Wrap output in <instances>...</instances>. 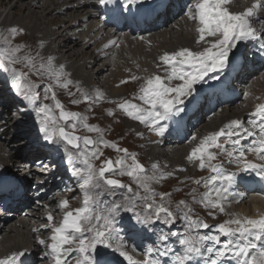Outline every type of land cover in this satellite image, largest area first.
<instances>
[{
  "label": "snow or ice",
  "instance_id": "1",
  "mask_svg": "<svg viewBox=\"0 0 264 264\" xmlns=\"http://www.w3.org/2000/svg\"><path fill=\"white\" fill-rule=\"evenodd\" d=\"M98 3L105 7L112 5L110 19L119 24L122 17L126 19L125 10L130 12L136 5L139 11L146 0H98ZM231 3L232 0H188L185 15L196 25L199 49L165 52L158 58L161 74L130 76L131 81L144 82L131 100L109 101L116 109H108L107 114L122 111L162 138L183 120L186 109L197 101L205 84L212 87L208 82L220 81L226 70L247 69L249 43L259 42L257 52L264 60V33L258 34L253 27V21L264 25V18L259 16L264 11V0H253L251 7L241 12H232ZM23 34L24 30L17 27L0 33V74H6L10 89L31 105L30 114L42 139L56 145L57 150L63 147L67 171L75 179V188L65 185L63 190L78 189L82 197L81 206L76 208H71L69 199L60 200L57 208L63 215L59 223L53 222L49 211L46 223L33 229L41 264H117V257L126 264H264V214L253 218L227 212L235 189L248 175L255 174L264 181V102L255 105L246 121L233 119L204 135L186 156L198 170L209 173L207 177L186 178L205 189L199 192L193 188L188 193L192 203L206 209L213 219L218 213L229 217L210 225L195 214L186 200L173 205L170 192H157L153 187L174 172H164L158 162L146 167L137 153L106 140L107 130L89 124L86 114L66 109L57 97V89L71 97V104H87L88 111L104 101V94L81 88L71 80L64 65L54 63V57L45 58L27 44L14 43ZM110 44L115 46L116 41ZM136 100L140 103L133 102ZM81 131L95 136L79 135ZM137 135L142 137L143 133ZM190 139L196 141L197 137L192 135ZM104 148L120 155L115 159L108 157L97 166ZM250 154L254 159L248 158ZM221 156L225 159L221 160ZM36 165L41 173L23 165L28 168L26 180H35L49 167L43 160L36 161ZM7 171L0 165V207L5 194H26L13 177L5 175ZM123 176L132 183L117 178ZM44 183L39 179L38 186L30 184V187L40 192ZM120 190H124L120 200L106 199L115 197ZM178 221L183 223V231L174 230ZM213 229L215 232L210 234ZM132 236H140L147 242L143 246V259L136 260L127 251ZM29 256L26 250L13 251L0 257V264H29Z\"/></svg>",
  "mask_w": 264,
  "mask_h": 264
},
{
  "label": "bare ground",
  "instance_id": "2",
  "mask_svg": "<svg viewBox=\"0 0 264 264\" xmlns=\"http://www.w3.org/2000/svg\"><path fill=\"white\" fill-rule=\"evenodd\" d=\"M10 2L13 4L0 21V33H4L12 27L23 29L24 34L16 37L14 43L27 44L34 51L38 50L45 58L54 57V63L64 65L65 71L71 74V80L78 82L81 88L93 93L99 90L104 94V101L95 105H109L108 107H112L114 110L116 105L109 101L130 100L144 82L143 79L131 81L129 80L130 76L147 77L153 73L161 74L160 69L157 68L158 58L165 52L171 53L180 48L199 49V45L196 44V26L185 15V5L188 0H146L139 11L136 5H133L130 12L125 10L124 17L126 19L122 17L119 24L113 23L110 19L112 15L110 9L113 6L105 7L100 5L98 0H0V9L9 5ZM252 3L253 0H232L229 8L232 12H241L251 7ZM259 16L264 18V11H260ZM92 18L97 21V26L87 27L84 23L88 21L87 19ZM253 27L258 34L264 33V25L253 21ZM98 29L101 30L100 35L93 37V33ZM110 41H116V45H111ZM82 43L89 51L86 54L87 59H85L84 51L76 50ZM258 43L248 44L250 62L247 64V69L245 71H240L239 68L226 70V74L220 81L208 82L212 87L205 84L204 91L197 101L186 109L187 114L183 120L178 125H173L170 132L166 133L164 137H156L152 132H149L150 143L139 138L140 143L144 145L138 159L144 161L145 157L149 155L150 163L158 162L164 172H174L180 167L189 171L193 163L188 162L186 156L200 138L209 132L218 130L230 120L246 121L255 105L264 102V60L257 52ZM113 47L114 49H112ZM254 52L257 54L252 55L251 53ZM94 66H97L95 71L91 69ZM5 75L2 74L0 77L2 84L5 83ZM230 75L235 81L232 87L227 86L226 79ZM121 81L128 82L121 83ZM6 82H8L7 79ZM1 83L0 91L7 87H3ZM130 88L132 91L128 92ZM120 93L124 95L121 96ZM1 100L3 99L1 98ZM238 102L241 104L237 106ZM7 104L8 106H0L2 108L0 109V165L5 167L14 166L15 157H19V155L22 157L21 151H25V149L27 153L28 146L33 148L27 156L32 151V154H38V151H35L37 141L30 139L32 138L31 134L29 135L30 141L26 142L24 146L15 147L12 145L17 139V135L13 133V126H8L6 123V117L10 118L13 113H11V107H13L11 103ZM235 105L236 108L231 109ZM120 116H125V114L122 112ZM115 118H117L116 113L111 116V119ZM125 128L128 130L129 137L141 133L140 130H137L138 124L127 123ZM122 129H124L123 126ZM192 135L197 137L196 141H191ZM9 152L12 155L4 158L3 153L9 154ZM169 154H173V156L170 157ZM248 158L251 160L254 159V156L250 154ZM45 159L47 158L45 157ZM49 164L48 166L51 167ZM19 165L22 164L17 166ZM34 165L36 166V162ZM22 168L23 170L18 171L22 179L12 177L26 194L23 196L5 194L2 199V205L5 204L4 207L10 210L5 213V219L0 220V257L13 251L26 250L30 253L29 264H41L40 261L37 262L40 248L36 244V234L33 229L46 223L45 216L49 211L53 214V222L59 223L63 213L57 208V203L60 200L69 199L70 206H72L71 195L77 190L71 191V195H68L61 185L73 187L71 182L57 180L56 174L51 171L38 175L34 182L33 180L28 181L25 179L28 168ZM33 168L31 167V170L34 173H41L38 167ZM48 170L50 169L48 168ZM230 170L232 169L230 168ZM190 175L188 174V177ZM255 177L256 175L252 174L251 178H247L243 184L236 188L238 190H235L233 197L230 198L229 205L236 208V214L253 217L257 215L258 207H264V193L259 191V188H264V181L255 180ZM39 179H43L45 183L43 190L37 192L36 188L30 187V184L38 186ZM257 181L260 185L255 184ZM30 192L35 194L34 201L33 198L30 199L33 202L25 199L30 195ZM249 196L252 199L245 201ZM262 197L263 199H259ZM38 200L40 203H37ZM44 205H48V207L45 208ZM18 236L26 237L31 244L25 245L23 248L17 246L15 239ZM132 237L128 240L127 251L136 260L143 259V252L139 250V247L142 246L141 242H135ZM132 245L137 247L133 248ZM138 252L142 253L135 255ZM116 259L117 264H126V262H122V258L117 257Z\"/></svg>",
  "mask_w": 264,
  "mask_h": 264
},
{
  "label": "rangeland",
  "instance_id": "3",
  "mask_svg": "<svg viewBox=\"0 0 264 264\" xmlns=\"http://www.w3.org/2000/svg\"><path fill=\"white\" fill-rule=\"evenodd\" d=\"M12 4H13V2H10L9 5L7 4L6 6H4L3 8L0 9V13H1L0 14V21L7 14V12L9 11V9H10V7H11ZM87 20L88 21H86L84 23L87 27H89L90 25L97 26V21L94 20L93 18L92 19H87ZM94 21H96V22H94ZM193 24L195 25V23H193ZM96 29H97V27H96ZM100 33H101V30L98 29V30L95 31V33H93L92 36L93 37H96V36H98V34L100 35ZM104 42H105V39H104ZM90 49H91V47H90ZM112 49H114V47ZM76 50L79 51V52L84 51L85 52V56H86L85 59L88 58V56L86 54L89 51L86 49V45L85 44L82 43L80 45V47L79 46L77 47ZM96 68H97V66H94L91 69L93 71H95ZM6 79H7V77L5 75V79H4V82L5 83L2 84L0 82L3 85V87L4 86H7L6 88L4 87L3 90L0 91V93H1L0 97L3 99V100H1V98H0V105H2V106H8L7 103H11V106H13V107H11V113L12 112L13 113L11 114L10 118H7L8 116L6 117V123H7V125L8 126H11V127L13 126L12 127L13 128V133L17 135V139L12 143V145H14L15 147H19L21 145L24 146L26 144V142L30 141V139L31 140H34V141H37V143L35 145L36 146L35 147V149H36L35 151H38L37 152L38 153L37 155L32 154L33 153V151H32V153L29 156H27L28 152L33 148V147L28 146L27 153L25 152L26 151V149H25V151H21L22 157H20V155H19V157L18 156L15 157V159H16L15 161L17 162V163L15 162V166L9 165V166L6 167V169L8 170L7 171L8 172L7 175H9L11 177L13 176L15 178H19V179L21 178L22 179L20 172H18L19 171L18 168H20V167L22 168L23 165L27 164V165H30L31 167H34L33 169H35L37 167V165L35 166L34 163L39 158H43L44 156L48 155V153L50 154V152H53L54 150L56 152H58V153L61 154V157L59 158V160H60V159H62V156L64 154V149H63V147H61L60 150H57V146L56 145L42 141V134H40L38 132L37 126H36L35 121H34V117H33V115L30 114L31 113V105H29L27 101H22V99L20 97L16 96V94L10 89V85H9L10 80L7 79L8 82H6ZM33 79L35 80L36 77H33ZM234 82H235L234 80H232V81L231 80L230 81L228 80L229 85L231 83H234ZM231 87H232V85H231ZM71 90L72 91H75L74 88L71 89ZM56 91H57V97H58V99H60L63 102V104L65 105L66 109H68L70 111H76V112L84 113V114H86L88 116V123L89 124L98 125L100 128L106 129L107 130V134L104 137L106 140H108V141H114V142L118 143L121 148H125L127 146L128 148L127 147L126 148L130 152L131 151L132 152H135V153H138L139 152L138 153V157H140V153L142 152L143 145H144L143 143H140V139L143 138L144 140H146V142H148V143L151 142V138L149 137V132H151V131H148V128H146L144 125H141L138 121L131 120L126 115L121 117L120 114L122 113V111H118L117 110V112H116V117L117 118L111 119V116L112 115H108L107 114V110L108 109H112V107H108L109 105L108 106H101V105L98 106V105H94V106H92L91 111H88L87 110L88 109V105L87 104L81 103L80 105H73V104L70 103L71 97H69L67 94H65L64 93V90L57 89ZM130 91H132L131 88L128 89V92H130ZM119 95L122 96L124 94L120 93ZM132 97L130 98V100L132 99ZM44 102L45 103H50V101H44ZM133 102L134 103H140L138 100L137 101H133ZM239 104H241V102L236 103L237 106ZM236 105L233 106V107H231V109H235L236 108ZM13 116H15V118H13ZM129 120H130V122H129ZM203 122H205V121L203 120ZM105 123H106V125H105ZM127 123L134 124V125H137L138 124V129L137 130H140V132L143 133V137H141V136L139 137L138 135H136V136L134 135L132 137L131 136L129 137L128 134H127L128 133L127 132L128 130H126V128H125V124H127ZM4 125L6 126V124H4ZM122 126H123V128L125 130L122 129ZM120 129H122V132H120L121 131ZM30 134L32 135V138L29 139V135ZM78 134L79 135H93V136H95V133H86L84 131H81ZM124 139H126V140H124ZM129 141H130V143H129ZM19 143H21V144H19ZM38 143H40V144H38ZM134 143H136V144H134ZM45 148H47V149H45ZM44 152H46V154ZM103 152H104V155L101 156L100 160L96 161L97 166H99L100 161H102V160H104V159H106L108 157H111V158L115 159L118 155H120L119 153L115 152L111 148H104L103 149ZM10 153L11 152H9V154L3 153L4 158H7L9 155H12V153L11 154ZM169 156L172 157L173 154H171V155L169 154ZM22 158H23V160H22ZM219 158L221 160L225 159L222 156L219 157ZM31 161H33V164H31ZM139 161L142 162V164H144L146 167H148V166L150 167L152 165L150 163L151 162V157L149 155H147L145 157V160H144L145 162L143 160H139ZM18 164H22V165L17 166ZM57 164H58V162H57ZM58 170H59L58 171V174H56L57 180L71 182V184L73 185V188H74L75 187V179L67 171V168H65V166H63L62 164L59 163ZM188 174H191V175L188 177ZM5 175H6V173H5ZM208 175H209V173H208L207 170L200 171V170H198L196 164L193 163L191 165V168L189 169V171H187V170L186 171H178V170H176V171H174V175L172 177H169L167 179L162 180L159 184L153 185V187L156 189L157 192H170L172 194L171 195V200L173 202V205H175V203L178 202V201H180V200H186L190 204V206L194 209L195 214H197L198 216H200L201 218H203L204 220H206L207 223H209L210 225H216V224L224 221L225 219H228L229 218L228 215H226V214H219L218 213L217 216H216V218L213 219L211 216H209L207 214V210L206 209L202 208L199 204H193L192 203L191 196L188 195V193L193 188H198V191L199 192H203L205 189L203 187H198L197 185H195L194 183H192V180L191 179H186V178H200V177H207ZM183 176H184V178H183ZM251 177H252V174L248 175L247 178H251ZM117 178L118 179H121L126 184H131L132 183L131 179L129 177H127V176L117 177ZM255 180H259V177L256 176L255 177ZM181 181H184V183H181ZM33 182H34V180H33ZM258 183L259 182L257 181V183H255V184L260 185V183L259 184ZM135 187H136L135 184H133V188H135ZM31 188H33V187H31ZM61 188L64 189L65 186L61 185ZM177 189H180V190L177 191ZM235 190H238V189H235ZM64 191H66V190H64ZM123 191L124 190H120L116 194L115 197H106V199H116V200H120L121 199V193ZM259 191H261V192L264 193V188L263 189L262 188L261 189L259 188ZM31 192H30V195H28V197L25 198V199H27L30 202H33L34 201V195L35 194H33ZM27 193L29 194V192H27ZM35 193H37V192H35ZM66 193H68V195L69 194L71 195V191H66ZM31 194H33V195L31 196ZM79 195H80V193H79V190L78 189H77V192H74L71 195V200H72V202H71L72 203L71 208H76V207H80L81 206L82 197L79 196ZM73 197H75V199H73ZM32 198H33V201L30 200ZM251 199H252V197L249 196L245 201H248V200H251ZM259 199H263V197L262 198H259ZM227 208H228L227 209V212L228 213H235L236 214V211L237 210H236L235 207L229 205V207H227ZM259 208L260 207H258V210L256 212L257 215L253 216V218H256L259 215L264 214V207H261L260 209ZM0 220L3 221L4 219H0ZM31 228H32V226H31ZM174 230L183 231L184 230L183 223L178 221L177 224H176V226H175V229ZM22 231H26V230H22ZM202 231L203 232H207V230H202ZM214 232H215V229H213L212 233H210V234H213ZM24 238L23 237H19V236L16 237L15 240H16L17 246H20V247L23 248L25 245H30L31 244V243H29L30 242L29 239L27 240L26 237H24ZM132 238H133V240L135 242L136 241L137 242L138 241L141 242V245L142 246L139 247V250H142V252H143V246L147 242L144 241L142 239V237H140V236H135V237H132ZM142 252L135 253V255H138L139 253H142ZM39 261L40 260L37 259V262H39Z\"/></svg>",
  "mask_w": 264,
  "mask_h": 264
},
{
  "label": "trees",
  "instance_id": "4",
  "mask_svg": "<svg viewBox=\"0 0 264 264\" xmlns=\"http://www.w3.org/2000/svg\"><path fill=\"white\" fill-rule=\"evenodd\" d=\"M38 144H40V143H38Z\"/></svg>",
  "mask_w": 264,
  "mask_h": 264
}]
</instances>
